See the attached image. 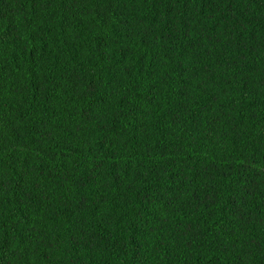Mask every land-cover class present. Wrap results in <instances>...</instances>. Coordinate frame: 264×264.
<instances>
[{"label":"trees","instance_id":"obj_1","mask_svg":"<svg viewBox=\"0 0 264 264\" xmlns=\"http://www.w3.org/2000/svg\"><path fill=\"white\" fill-rule=\"evenodd\" d=\"M0 264H264V0H0Z\"/></svg>","mask_w":264,"mask_h":264}]
</instances>
